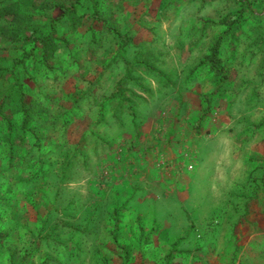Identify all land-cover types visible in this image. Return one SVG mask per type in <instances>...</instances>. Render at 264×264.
I'll return each instance as SVG.
<instances>
[{
    "label": "rangeland",
    "instance_id": "rangeland-1",
    "mask_svg": "<svg viewBox=\"0 0 264 264\" xmlns=\"http://www.w3.org/2000/svg\"><path fill=\"white\" fill-rule=\"evenodd\" d=\"M247 4L0 0V264H264V0Z\"/></svg>",
    "mask_w": 264,
    "mask_h": 264
},
{
    "label": "trees",
    "instance_id": "trees-1",
    "mask_svg": "<svg viewBox=\"0 0 264 264\" xmlns=\"http://www.w3.org/2000/svg\"><path fill=\"white\" fill-rule=\"evenodd\" d=\"M241 4V11L246 9V7L248 6V0H238ZM93 3L96 5L97 4V0H93ZM61 12L63 15H67L68 17H71L72 22L75 25H79L82 22L83 19V15L81 13H79L77 4L73 3L71 5H66L65 3H60L58 4ZM96 11H98V7H95ZM239 19V18H238ZM226 21V20H225ZM56 36L54 35V33H51L47 36H45L42 40V43L44 45V50H43V57H45V59H48L54 52L55 49V44H56ZM220 39H218L214 45L211 47V53H209L205 60L204 63H207L208 65H210L213 69H215V73L216 74H222V67L220 65V59L218 57L219 55V47H220ZM21 92V105H22V111L24 112V119H23V125L22 128L26 129L28 127V123L30 122V120L32 119V113L30 112L29 109V105L27 104V102L24 100V91L21 88L20 89ZM12 128V126H11Z\"/></svg>",
    "mask_w": 264,
    "mask_h": 264
}]
</instances>
